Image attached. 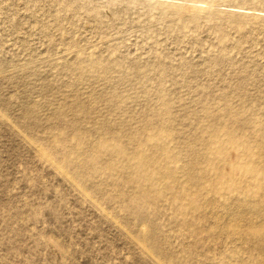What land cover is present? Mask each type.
<instances>
[{
	"label": "rangeland",
	"instance_id": "374dc122",
	"mask_svg": "<svg viewBox=\"0 0 264 264\" xmlns=\"http://www.w3.org/2000/svg\"><path fill=\"white\" fill-rule=\"evenodd\" d=\"M0 264H264V0H0Z\"/></svg>",
	"mask_w": 264,
	"mask_h": 264
},
{
	"label": "bare ground",
	"instance_id": "6f19581e",
	"mask_svg": "<svg viewBox=\"0 0 264 264\" xmlns=\"http://www.w3.org/2000/svg\"><path fill=\"white\" fill-rule=\"evenodd\" d=\"M41 154V153H40ZM42 156H43V154H42Z\"/></svg>",
	"mask_w": 264,
	"mask_h": 264
}]
</instances>
